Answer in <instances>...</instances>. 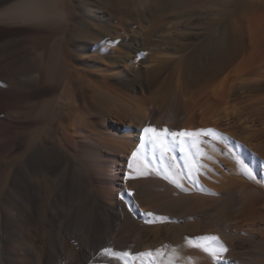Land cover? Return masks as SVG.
<instances>
[{"label":"rangeland","instance_id":"374dc122","mask_svg":"<svg viewBox=\"0 0 264 264\" xmlns=\"http://www.w3.org/2000/svg\"><path fill=\"white\" fill-rule=\"evenodd\" d=\"M59 1L74 12L73 18H60L45 25L46 33L8 38L0 46V71L3 74L11 73L19 82L39 84L37 88L34 85L39 90L30 94V97L21 95L19 100L2 99L4 107L13 113L16 111L19 123L10 136L6 130L1 131L4 140L14 143V147L12 145L3 156L6 164L1 176L11 175L8 181L11 186L13 182H23L24 178V182H61L69 171L58 169L56 174H60L54 181L42 167V161H38L36 150L41 152L45 162L60 165L64 157L53 151L51 144L63 146L69 153L77 152V160L84 164L82 155L88 160L94 159L88 153L90 143L88 139L76 143L72 136L80 137V132L86 131L100 138H110L108 131L111 129L108 125H122L117 132L125 139H121L118 133H113V139L119 141V147L129 153L126 158V168L130 170L127 177L129 201L125 203L128 213L121 245L112 250L109 264H175L176 257L182 256L186 262L178 261L181 264H224L229 250L219 253L220 245L226 247L231 242L228 232L236 230L234 217L241 201L256 197L257 189L264 191V142L255 152L246 139L251 132L248 134L249 131H244L241 134L238 126L229 129L228 126L212 125L203 129L213 131L202 132L203 141L194 142L192 146L191 160L196 169V179L191 185L183 161L184 149L177 147L182 135L168 139L161 135L160 141L167 148L164 152L158 143L156 146L145 143L153 133H145L144 129L154 128L157 132L167 129L169 134L183 132L180 120L170 122L167 119V112L176 106L173 88L177 75L181 74L183 82L192 88L203 74L201 60L206 56L210 60L216 58L223 43L231 44L236 37H241L246 45H250L251 51L257 33L255 30L262 23L254 8L262 1ZM259 15L262 16V13ZM254 22L256 25L252 26ZM6 25L0 23V26ZM21 26L28 25L25 23ZM193 28L201 33L191 39L194 37ZM95 43L106 45L112 54L97 60L96 69L104 68V64H113L117 68L134 64L137 69L153 56L166 55V47H187L184 54L175 55L179 60L167 71L169 77L166 88L155 93L159 102L144 128L137 125L142 121L141 111L137 112V119L134 111L116 106V100L105 93L111 91L110 87L105 89L97 81L94 87L99 95L101 92L98 97L102 102L93 100V97L86 102L83 93L89 88L90 81L86 79H92L93 76L85 72L89 68L86 66L89 53L84 47ZM250 51L247 54L251 55ZM122 52L127 54V66L122 60L114 63L115 56ZM143 66L142 69L145 68ZM94 77L91 81L97 79ZM238 93L242 98L229 97L230 101L227 99L226 103L219 102L211 91L201 92L192 100L194 98L201 114H210L213 118L228 115L230 120L236 119L244 125L255 121L264 123V89L251 92L243 88ZM4 111L7 110L4 108ZM101 111H104V116H101ZM122 121L130 124L127 129ZM136 131L140 135V142L133 147L131 137L135 136ZM259 141H264V136L256 143ZM133 152L137 153L135 157ZM246 152L248 156L244 155ZM106 158L109 163V156ZM15 168H19V177L13 181L12 171ZM25 170L29 171L27 177ZM210 172L214 173L215 182H209ZM78 195L74 193L72 198L76 199ZM128 214L133 216L129 217ZM257 233L260 242H249L244 249L234 246L233 254L243 264H264V242H261L264 229L254 232ZM32 235L35 236L34 233ZM205 247L208 252L204 251ZM212 252H218L219 257L213 259Z\"/></svg>","mask_w":264,"mask_h":264},{"label":"bare ground","instance_id":"6f19581e","mask_svg":"<svg viewBox=\"0 0 264 264\" xmlns=\"http://www.w3.org/2000/svg\"><path fill=\"white\" fill-rule=\"evenodd\" d=\"M235 1L237 2V0H230V2ZM261 1L254 8V12L258 15L256 16L261 18L260 22L262 23L259 24L260 26L256 30L253 27L257 33H254L256 36L251 51L250 45H246L245 41L243 42L240 39L241 37H236L231 44L224 42L216 58L210 60L206 56L201 60L200 65L203 74L201 78L199 77L198 84L190 88L187 83L183 82L181 74H178L174 88L172 87L175 91L176 106L167 112V119L170 122L180 120L183 132L193 133L191 136L182 135L177 144L178 149H184L182 153L184 155L183 161L187 169V180L190 183L192 182L191 185L196 179V169L191 160L192 146L194 142L203 141V133L199 130L212 125L228 126L229 129L238 126L237 128L241 129V134L244 131L246 133L249 131L248 134L251 132L246 139L252 145L249 146L252 147L253 151L255 149L259 150L260 145L264 142L259 141L256 143L264 136V123L261 121L244 125V123H238L236 119L230 120L228 115L213 118L210 114H201L196 108L194 98L192 100V97L201 92L211 91L219 102L224 101L226 103V100L229 99L230 101L231 97L233 99L236 97L242 98L238 92L243 88H248L251 92L264 89V0ZM72 12L65 5H62L59 0H0V23L9 25L0 26V46L4 45L8 38L27 37L45 32L47 30L45 25L48 26V24L63 17L73 18L75 15ZM260 13H262V16L259 15ZM192 22L194 24V20ZM25 23L28 26L20 27V24L25 25ZM28 23H31L32 26H29ZM239 23L241 22L239 21ZM254 23H252V26L256 25ZM196 29L193 28L194 37H191V39L201 33ZM97 44L85 45L84 47L89 53L87 55L89 60L85 59L87 61L86 66L88 65L89 68H86L85 72L93 78H95L94 76L97 78L95 81H91L92 77V79H86L90 80L87 81L89 88H87L86 93H83L86 102L91 97L95 101L102 102L98 97L101 96V92L99 95L94 87V82L97 81L105 89L110 87L111 91H105V93L109 94L111 99L116 100V106H123L127 111H134L135 118H137V112L141 111L142 121L137 125L144 128L159 102V98H156L155 93L166 88L169 77L167 71L172 64L179 60L175 55L184 54L187 47L180 46L179 49L174 46L166 47V55L153 56L144 62V66L142 65L145 67L144 69H142V66L136 69L134 64L131 67H125L127 66L125 64L126 52H122L114 58L116 59L114 63L122 60L125 66L122 65L125 68H117L113 64L112 66L104 64V68L96 69L97 60L111 54L106 45ZM249 51L251 55L247 54ZM79 72L81 71L79 70ZM29 82H19L15 75L11 73L3 74L0 71V105L3 106V98L11 100L18 98L19 100L21 95L30 97V94L36 93V90H39L35 89L34 85L36 84ZM95 85L98 86V84ZM38 86L37 83L36 88ZM1 106L0 264H109L112 250L115 246L121 245L123 228L127 222L126 213H128L125 210V203L129 201L127 177L130 170L126 168V158L129 153L119 147V141L113 139V133L117 134L119 132H117V129L120 130L123 126L108 125L111 129V131H108L111 135L110 138H100L94 134H88L86 131L80 132L82 135L80 137L72 136L76 143L81 139H88L90 143L88 153H91L94 159L88 160L86 156L82 155L81 160L84 161V164L77 160L79 156L77 152L69 153L63 146L51 144L53 151L64 157L60 165L45 162L41 152L39 150L36 152V150L35 154L38 161H42V167L54 181L60 174V172L56 174L58 169L65 168L69 171L61 182H24L26 181V178H24L23 182L21 180L20 182H13L11 186V183L8 182L11 175L3 178L1 172L6 164L3 161V156L5 152L11 149L12 145L14 147V143L11 144V142H8L10 140H4L1 131L6 130L9 136L14 134L15 128L18 127L19 116L16 111L13 113L6 107ZM4 108L7 111H4ZM104 114V111H101V116H104ZM25 117L28 116L25 115ZM126 122L122 121L127 129L130 124ZM118 136L125 139L119 133ZM131 141H133V147L140 142L138 131H136L134 137H131ZM185 146H187V150ZM29 153H32V151ZM247 154L246 152L244 155L248 156ZM106 156H109V163ZM28 173L29 171L25 170L26 177ZM12 174L13 181H16L19 177V168L13 169ZM215 181L214 173L210 172L209 182ZM74 193L79 194L76 199L72 198ZM256 194L257 196L251 200L243 199L244 201H241L240 207H238V213L234 217L236 230L235 232L232 231V226V230L228 232L231 242L226 244L229 251L224 264H243L233 254L234 246L241 249L249 242L254 241L255 243L258 233L254 234V232L264 229V191L257 189ZM229 222L233 221L230 220ZM33 233L35 236L32 235ZM261 242H264V235L261 237ZM105 248L109 249L107 253L102 251ZM178 261L186 262L183 256L178 259L176 257L175 264H181Z\"/></svg>","mask_w":264,"mask_h":264},{"label":"snow or ice","instance_id":"6c2138e0","mask_svg":"<svg viewBox=\"0 0 264 264\" xmlns=\"http://www.w3.org/2000/svg\"><path fill=\"white\" fill-rule=\"evenodd\" d=\"M200 132H212L213 130L211 129H208V130H199ZM144 132L145 133H148V132H151L153 133V135L149 138L148 141H146L145 143H151L153 144V146H156V144L158 143L159 144V147L161 148L162 151L166 152L167 151V148L165 147V145L163 144L162 141H160V136L161 135H164L166 139H168L169 137L171 138H175L176 136L178 135H188V136H191L193 135V133H186V132H180V133H168V130L167 129H164L163 132H157L156 129L154 128H145L144 129ZM133 157H135L137 155L136 152H133ZM131 167V165H129ZM213 239H217V238H213ZM104 253H107L109 251V249L105 248L102 250ZM204 251L205 252H208V248L205 247L204 248ZM228 249L223 245L221 244L220 245V249H219V253H222V252H227ZM219 253L218 252H212L211 255L213 256V259H216L219 257ZM125 255H129V253H125ZM140 255H150V253H140Z\"/></svg>","mask_w":264,"mask_h":264}]
</instances>
